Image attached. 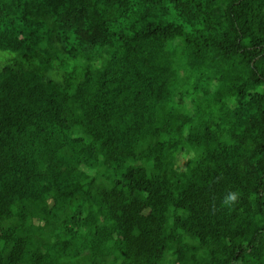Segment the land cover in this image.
Wrapping results in <instances>:
<instances>
[{"label":"trees","instance_id":"trees-1","mask_svg":"<svg viewBox=\"0 0 264 264\" xmlns=\"http://www.w3.org/2000/svg\"><path fill=\"white\" fill-rule=\"evenodd\" d=\"M0 264H264V0H0Z\"/></svg>","mask_w":264,"mask_h":264},{"label":"rangeland","instance_id":"rangeland-1","mask_svg":"<svg viewBox=\"0 0 264 264\" xmlns=\"http://www.w3.org/2000/svg\"><path fill=\"white\" fill-rule=\"evenodd\" d=\"M1 54L4 55L5 57H6L5 54L11 56V54L8 53V52H1ZM259 89H261V87H259ZM184 160H185L184 157H180V159H179V161H178V168H179V169L183 166V164H184Z\"/></svg>","mask_w":264,"mask_h":264},{"label":"clouds","instance_id":"clouds-1","mask_svg":"<svg viewBox=\"0 0 264 264\" xmlns=\"http://www.w3.org/2000/svg\"><path fill=\"white\" fill-rule=\"evenodd\" d=\"M237 199V196L235 193H229L226 199L224 200V203L227 204L229 201H235Z\"/></svg>","mask_w":264,"mask_h":264}]
</instances>
